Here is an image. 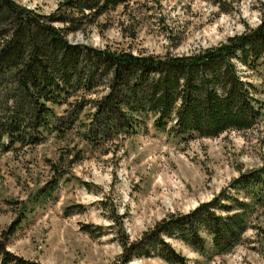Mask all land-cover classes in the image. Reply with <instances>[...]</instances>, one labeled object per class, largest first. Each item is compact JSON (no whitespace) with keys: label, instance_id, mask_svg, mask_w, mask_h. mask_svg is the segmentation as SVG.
<instances>
[{"label":"rangeland","instance_id":"obj_1","mask_svg":"<svg viewBox=\"0 0 264 264\" xmlns=\"http://www.w3.org/2000/svg\"><path fill=\"white\" fill-rule=\"evenodd\" d=\"M15 2L46 15L63 0ZM263 16L264 0H130L84 17L66 36L94 47L181 55L226 42ZM239 65L243 78L264 89L258 72ZM105 89L87 92L75 112L70 109L81 94L54 105L59 120L76 118L68 129L0 145V235L17 225L6 243L14 253L42 264H121L122 239H138L168 213L209 201L243 172L264 165V115L248 129L214 137L174 135L151 119L117 136L90 128L94 142L83 134L92 126L89 99ZM8 90H0V112L10 104ZM256 95L264 100L263 90ZM83 224H92L94 232ZM164 239L185 264H264V203L251 214L242 242L228 252L201 253L179 238ZM129 263L174 264L152 253Z\"/></svg>","mask_w":264,"mask_h":264},{"label":"trees","instance_id":"obj_2","mask_svg":"<svg viewBox=\"0 0 264 264\" xmlns=\"http://www.w3.org/2000/svg\"><path fill=\"white\" fill-rule=\"evenodd\" d=\"M129 1L63 0L62 7L45 15L15 0H0V90L8 87L4 95L10 100L0 115V145L68 129L76 118L59 120L54 105L70 104V96L81 94L82 101L70 109L75 112L83 96L100 85L106 89L89 99L94 103L92 126L83 133L94 142L90 128L117 136L151 119L155 128L174 135L214 137L248 129L264 115V100L256 95L264 89L243 78L239 68L243 63L264 82V16L256 27L190 54L133 53L68 40L66 33L78 29L84 17ZM30 110H36L33 116ZM225 188L188 211L168 213L138 239H122L121 264L151 253L185 264L164 236L201 253L232 250L244 239L251 214L264 203V165L243 172ZM12 223L0 235V264H42L6 247L17 227ZM82 228L94 232L92 224Z\"/></svg>","mask_w":264,"mask_h":264}]
</instances>
